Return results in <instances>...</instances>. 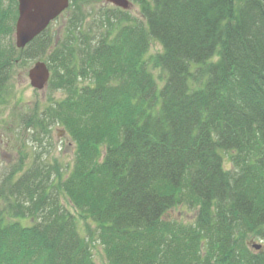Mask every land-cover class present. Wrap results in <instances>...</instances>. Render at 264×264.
Listing matches in <instances>:
<instances>
[{
    "label": "trees",
    "instance_id": "1",
    "mask_svg": "<svg viewBox=\"0 0 264 264\" xmlns=\"http://www.w3.org/2000/svg\"><path fill=\"white\" fill-rule=\"evenodd\" d=\"M131 1L142 19L73 0L18 50V2L0 0V101L45 58L64 97L25 123L75 144L69 170L0 175V264H96L94 241L108 264H264V0Z\"/></svg>",
    "mask_w": 264,
    "mask_h": 264
},
{
    "label": "rangeland",
    "instance_id": "2",
    "mask_svg": "<svg viewBox=\"0 0 264 264\" xmlns=\"http://www.w3.org/2000/svg\"><path fill=\"white\" fill-rule=\"evenodd\" d=\"M79 4L82 6L84 13L91 12L93 16H96L101 7H107L109 9L115 7L112 4L107 3V0H79ZM130 13L140 19L142 16L139 13L138 5L134 3L133 8L130 9ZM70 15L73 12L66 11L61 17L52 23L53 29L59 34L63 25L67 23ZM89 27H96L91 17L87 19ZM59 37V35H57ZM14 41L15 38L13 37ZM158 45L151 47V53L157 51ZM44 61L45 58L33 60L31 62L23 63L15 72L14 77L9 84L8 96L5 97V102H0V175H5L10 172L7 171V167L17 165L20 160H23V170L30 168L33 165V161L36 158L40 159V162L46 164L58 163L65 169L72 168L74 163L75 145L65 135L61 134V128L53 126L51 129V137H41L36 133H33L34 129H31L25 123L28 115L33 114L36 110L41 111L50 99H61L64 97V93L51 91L49 87L43 91L34 89L31 86L30 79L28 77L29 70L34 66L35 62ZM25 64H27L25 66ZM13 169V168H11ZM21 174L17 173L19 176ZM61 200L64 205L73 213L76 211L68 204L66 198L61 196ZM184 212V213H179ZM182 222H193L195 213L193 211H175L173 213ZM28 223V222H26ZM85 223L79 222V228L83 235H86ZM93 238L96 239V232H92ZM92 250L94 260L96 264H108L104 248L98 241H94L92 244Z\"/></svg>",
    "mask_w": 264,
    "mask_h": 264
},
{
    "label": "water",
    "instance_id": "3",
    "mask_svg": "<svg viewBox=\"0 0 264 264\" xmlns=\"http://www.w3.org/2000/svg\"><path fill=\"white\" fill-rule=\"evenodd\" d=\"M117 7L128 9V0H109ZM69 8V0H18L19 17L15 25L14 38L19 48L42 34L50 24ZM50 68L46 62L37 61L29 70L31 86L39 91L45 90L50 81ZM255 249L261 245L254 244Z\"/></svg>",
    "mask_w": 264,
    "mask_h": 264
},
{
    "label": "bare ground",
    "instance_id": "4",
    "mask_svg": "<svg viewBox=\"0 0 264 264\" xmlns=\"http://www.w3.org/2000/svg\"><path fill=\"white\" fill-rule=\"evenodd\" d=\"M128 1H129V4H130V7H129L128 9H125V8H122V7H117L113 2H111V1H109V0H107V3L112 4V5L115 6L116 8H120V9H121L122 11H124V12H129V13H130V11H131L130 9L133 8V6H134V2L131 1V0H128ZM17 2H18V0H17ZM72 3H73V0H69V7L72 5ZM115 7H113V8H115ZM17 10H18V6H17ZM130 14H131V13H130ZM131 15H132V14H131ZM61 16H62V15H61ZM132 16H134V15H132ZM18 17H19V12H18L17 20H18ZM17 20H16V23H17ZM15 25H16V24H15ZM50 26L52 27V25H50ZM50 26H49V27H50ZM64 27H65V25L62 26V28L60 29V31L63 30ZM47 29H48V28H47ZM47 29H46V30H47ZM46 30H45V31H46ZM45 31H44V32H45ZM44 32H43V33H44ZM40 35H41V34H40ZM33 41H34V40H33ZM33 41H32V42H33ZM32 42H31V43H32ZM31 43L27 44L26 47H28ZM14 45H15V47H16L18 50H23V49L26 48V47H25V48H22V49L19 48V47L16 45V40L14 41ZM152 46H153V45H152ZM152 46H151V47H152ZM156 52H157V51H156ZM156 52H155V53H156ZM155 53H151V48H150V52H149V54H155ZM50 74H51V75H50V78H52V71H50ZM0 102L4 103V102H5V99H4V100H1ZM60 128L62 129V130H61V134L67 136V137L70 139V137H69L68 134L66 133L65 129H63L62 127H60ZM49 137H51V135H50ZM70 140H71V139H70ZM71 141H72V140H71ZM73 144H74V143H73ZM74 145H75V144H74ZM37 163H40V159H38V158H36V160L33 161V164H37ZM21 167H23V160H22V159L20 160V162H19L17 165H15V166H11L10 168L7 167V171H10V170H11V171H12V170H16L17 168H21ZM11 168H13V169H11Z\"/></svg>",
    "mask_w": 264,
    "mask_h": 264
}]
</instances>
